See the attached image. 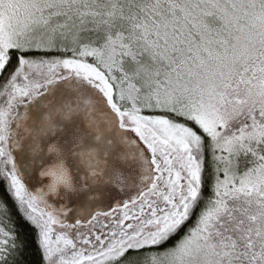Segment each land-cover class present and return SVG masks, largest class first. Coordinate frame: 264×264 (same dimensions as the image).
I'll list each match as a JSON object with an SVG mask.
<instances>
[{
    "label": "snow or ice",
    "instance_id": "6c2138e0",
    "mask_svg": "<svg viewBox=\"0 0 264 264\" xmlns=\"http://www.w3.org/2000/svg\"><path fill=\"white\" fill-rule=\"evenodd\" d=\"M0 264H264V0H0Z\"/></svg>",
    "mask_w": 264,
    "mask_h": 264
},
{
    "label": "rangeland",
    "instance_id": "374dc122",
    "mask_svg": "<svg viewBox=\"0 0 264 264\" xmlns=\"http://www.w3.org/2000/svg\"><path fill=\"white\" fill-rule=\"evenodd\" d=\"M98 219H99L100 222H104L105 221V218L104 217H99ZM90 227H91L90 225L81 226L79 228V231H81V232H87ZM97 227H99V224H97Z\"/></svg>",
    "mask_w": 264,
    "mask_h": 264
}]
</instances>
